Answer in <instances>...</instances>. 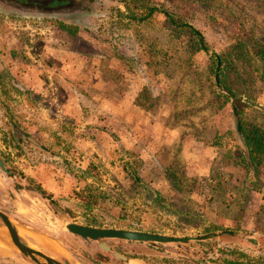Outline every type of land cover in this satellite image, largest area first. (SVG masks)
Masks as SVG:
<instances>
[{
  "label": "rangeland",
  "instance_id": "1",
  "mask_svg": "<svg viewBox=\"0 0 264 264\" xmlns=\"http://www.w3.org/2000/svg\"><path fill=\"white\" fill-rule=\"evenodd\" d=\"M66 1L70 7L38 10L36 15L0 12V53L19 58H4L7 76L19 86L0 88V154L51 200L50 205L23 192L8 203L0 193V203L9 207L21 237L71 264H234L244 261L240 253L264 257V215L257 212L262 193L250 192L243 219L235 222L220 214L225 210L209 174L218 163L208 160L207 149L216 143L215 131L232 127L233 120L228 106L215 111L209 102L208 56L198 52L187 61L179 41L169 47L161 14L153 26L134 30L117 15L123 0ZM226 16V10L214 16L198 11L193 21L220 54L229 53L235 35L234 29L223 26ZM258 19L264 24V16ZM26 73L34 78L32 85ZM255 87L264 105V79L256 78ZM12 123L27 140L13 136ZM122 148L140 156L142 178L168 197L166 207L132 183L117 159ZM88 156L107 169L102 174L104 189L113 187L111 192L127 201V211L110 201L85 211L74 197ZM172 159L187 171L181 193L170 188L162 170ZM220 169L234 173L230 183L240 186L237 170L230 165ZM186 209L201 215L204 226L188 224L181 215ZM87 218L95 220L90 226L122 229H134L125 224L138 219L146 227H160L158 233L187 240L152 244L105 239L113 251L129 258L120 261L68 234L66 223L85 224ZM209 221L227 228L202 238ZM0 264L34 263L0 242Z\"/></svg>",
  "mask_w": 264,
  "mask_h": 264
},
{
  "label": "trees",
  "instance_id": "2",
  "mask_svg": "<svg viewBox=\"0 0 264 264\" xmlns=\"http://www.w3.org/2000/svg\"><path fill=\"white\" fill-rule=\"evenodd\" d=\"M165 1L157 3L155 0H123L122 7L117 9V15L125 26L137 30L140 26H153L158 22L156 15L161 14L167 30L169 47L179 41L187 61L192 60L198 52L208 56L210 65L207 79L211 94L209 102L215 111L228 106L233 120L232 127L222 133L215 131L212 135V139L216 141L215 161L218 168L212 170L210 167L209 174L218 188L219 205L225 210L220 214L232 217L235 222L243 219L249 194L255 190L262 193L257 212L264 215V180L261 179V175L264 174V105L258 102L255 87L256 78L264 79V24L258 19L259 16H264V0ZM197 6L199 8H196ZM223 10L227 11L228 19L223 17L224 28L235 31L231 49L227 54L214 51L201 30L193 24L198 11L214 16ZM60 26L64 29L70 28L63 23H60ZM74 30L72 33H75ZM11 131L15 136L12 129ZM31 142L36 141L31 139ZM87 158L88 164L80 170L77 178V181H80L79 188L73 189L74 197L85 211H91L106 201L121 206L122 212L127 211V201H124L120 194L112 193L113 187H109L108 191L104 189L102 174L107 171L104 165L96 162L93 156ZM117 159L136 187H144L154 203L166 207L168 197L152 189L142 178L140 174L142 159L135 151L122 148ZM175 161L177 159H172L162 167V170L170 188L176 193H181L188 183V176L186 169ZM229 165L240 173L239 187L230 183L234 173L220 169ZM37 186L41 193L45 194L44 189L39 184ZM236 188L238 191H235ZM181 215L192 226L197 223L204 226L203 217L194 210L186 209ZM92 222L95 220L87 218L85 224L92 225ZM125 225L148 232L163 231L157 226L146 227L138 219L129 220ZM225 228L227 227L209 221L208 226L203 228L207 235L202 238L210 237L216 230ZM239 256L244 258V261L235 260L232 263L264 264V257L261 256L253 257L244 253H240Z\"/></svg>",
  "mask_w": 264,
  "mask_h": 264
},
{
  "label": "flooded vegetation",
  "instance_id": "3",
  "mask_svg": "<svg viewBox=\"0 0 264 264\" xmlns=\"http://www.w3.org/2000/svg\"><path fill=\"white\" fill-rule=\"evenodd\" d=\"M61 1H63V0H61ZM52 2H55V0H50L47 2H43V1H39V0H0V12L2 11L4 13H14V14L30 13V14L36 15L39 13L38 10H43V11L45 10L46 11V9H50V8L51 9H62V8H68L71 5L69 3V1H66L64 3H60L57 6L49 7L48 5ZM30 8H33V9L31 10ZM9 55H10V53H9ZM4 58H5V55L0 53V88H4L6 86L18 87L19 84L17 83L16 79L7 76V69H6V65L4 63L5 62ZM0 115H1V110H0ZM11 129L13 130L16 138H21L23 140L28 139V136L26 135V133H24V131L22 129H20V127H18L17 125L11 124ZM0 160L3 164V166L0 165V174L3 176V183L0 182V185L7 189L6 191L2 192L3 189L0 186V193H3V195H2L3 197L5 196L4 200L6 202L9 201V198L12 195L25 192V193H30L32 195L36 194L41 199L48 200L50 205H51L50 198L48 196H46L45 194H42L41 190L38 188V186L35 185L30 179L25 177L22 173H19V172L17 173L16 170L7 162L6 158L3 157L1 154H0ZM0 202H3V198H0ZM0 212L7 215L8 218H10V220L13 221V217L11 216V213L9 211V207L0 203ZM74 223H76V222H74ZM0 224H3L1 217H0ZM84 225H87V224H84ZM88 226H90V225H88ZM67 232L69 235L76 237L77 239L81 240L82 242H85L87 244L92 243V244L96 245L102 252L110 253L114 257L119 259L120 261H127L129 259L128 257L121 258V257H118L117 255H115V253H118V252L113 251L111 246L107 245L104 242L105 239H116V238H99L98 240H91V239H84V238H82L76 234H73L69 231H67ZM18 237L20 240L24 239L23 237H21L19 231H18ZM120 240H123V239H120ZM126 241H130V240H126ZM100 242L107 245L110 248V250L103 249L99 245ZM60 243L64 248L69 250L75 256V258L80 259V257L78 255H76V253H74L71 249H69V247L66 244H64L62 241ZM146 243H154V242H146ZM182 243H184V242H182ZM24 258H26V257H24ZM80 260H82V259H80ZM62 264H71V263L68 262L67 260L63 259Z\"/></svg>",
  "mask_w": 264,
  "mask_h": 264
},
{
  "label": "water",
  "instance_id": "4",
  "mask_svg": "<svg viewBox=\"0 0 264 264\" xmlns=\"http://www.w3.org/2000/svg\"><path fill=\"white\" fill-rule=\"evenodd\" d=\"M64 2H66V0H55V2L50 3L48 6L54 7ZM0 165L3 166L1 160ZM0 217L3 221V224L0 226V242L4 246L9 248L10 250L20 253L22 256L31 260L34 264H62V262L44 253L36 246L30 244V242L25 241L24 239L20 240L18 237V226L13 221H11L7 215L2 212H0ZM65 229L84 239L91 240H98L99 238H116L139 242L173 244L185 242L187 240V238L185 237H177L163 233L122 228H102L74 222L66 223ZM99 245L105 250H110V248L104 243L100 242ZM115 255L121 258H126L118 253H115Z\"/></svg>",
  "mask_w": 264,
  "mask_h": 264
},
{
  "label": "crops",
  "instance_id": "5",
  "mask_svg": "<svg viewBox=\"0 0 264 264\" xmlns=\"http://www.w3.org/2000/svg\"><path fill=\"white\" fill-rule=\"evenodd\" d=\"M9 53H10V55H9ZM6 57H8L10 60L11 59H15V60H17V59H19L18 58V56H16L15 54H13L12 52H8L6 55H5ZM31 74L30 73H26L25 74V77L26 78H28L29 79V82L31 83V85H32V82H33V80H34V78H33V80H32V78H31ZM34 83V82H33ZM196 142L198 143L199 142V140L197 141L196 140ZM203 149V148H202ZM209 149H210V151H209ZM209 149H207V152L211 155V159H208L209 161H211V160H213V158H215L216 157V147H214V146H210V148ZM205 152H206V150H205ZM208 154V155H209Z\"/></svg>",
  "mask_w": 264,
  "mask_h": 264
}]
</instances>
